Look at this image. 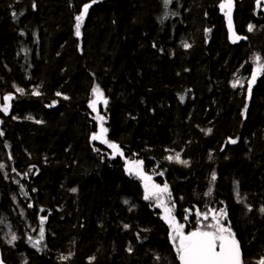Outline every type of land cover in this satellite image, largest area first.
<instances>
[{
  "label": "trees",
  "instance_id": "obj_1",
  "mask_svg": "<svg viewBox=\"0 0 264 264\" xmlns=\"http://www.w3.org/2000/svg\"><path fill=\"white\" fill-rule=\"evenodd\" d=\"M222 2L98 0L77 37L91 0H0V106L13 97L0 111L3 261L179 264L164 207L126 171L136 161L151 184L167 183L161 197L185 230L199 226L197 211L226 209L246 264L264 257V74L247 92L254 56L264 62V6L233 0V29L246 37L233 43ZM97 85L122 156L91 140ZM176 153L188 164L167 159Z\"/></svg>",
  "mask_w": 264,
  "mask_h": 264
},
{
  "label": "snow or ice",
  "instance_id": "obj_2",
  "mask_svg": "<svg viewBox=\"0 0 264 264\" xmlns=\"http://www.w3.org/2000/svg\"><path fill=\"white\" fill-rule=\"evenodd\" d=\"M97 2L98 0H91V3H86L83 6L80 14L75 17V35L77 37L81 36V27L83 25L85 17L88 15L89 8H91L92 5ZM171 2L172 0H163L165 7H167ZM255 4L259 9L264 6V0H255ZM33 7H35V4H33ZM232 8L233 0H224V2L220 4L221 11H223L225 16L227 17L230 38L232 39V42L235 43L241 39H246V37L237 35L233 29ZM15 15L16 13L14 12L13 16ZM254 27L255 26L253 24H249L248 31L252 32L254 30ZM207 31L210 32L211 29H208ZM153 46L155 47V45ZM183 46L185 48L191 47V45L188 43H184ZM254 62L256 67L252 72L251 79L247 82V92L249 97H251L252 86L256 82L258 76L264 74V62H262V57L259 54H256L254 56ZM238 85L243 86L239 79H237L233 83V87H236ZM16 91L23 93L24 90L17 88ZM92 93L94 99L90 102L89 107L93 110V112H97V116L95 117V119H98L100 121V125L99 132L93 133V135L91 136V140L100 141L101 143L107 144V146L113 150V154L122 156L123 153L120 150L119 145L110 142L106 138L108 129L104 127V117L100 116L97 111V105L99 103L102 102L105 106L108 103L107 99L104 97V92L101 90L100 86L97 85L92 89ZM33 94L40 95L38 91H35ZM56 95L60 96L61 93L57 92ZM3 99L5 102L2 106H0V111L7 114L11 106L8 102L11 101L13 97L11 94H9ZM64 99H68V97L65 96ZM180 99L181 101H183L184 97H181ZM246 111L247 108H245V112ZM28 118L31 119V117ZM37 122L39 123V121ZM207 131L211 132V129H208ZM2 135L3 133L0 132V136ZM229 142L232 144H236L237 140L230 138ZM167 159L169 161L175 160L176 162L185 165L188 164V161L181 160L180 153H176L175 156L169 155ZM142 164L143 161L130 162L128 163L126 171H128L130 175H135L144 181L145 200H149L155 197L157 200V206L164 207L165 215L163 219L168 223L171 229L170 240L175 248L179 264H246L243 257L241 244L237 240L236 234L232 231L230 223H225V221H227L226 209L222 208L218 211L215 209H209V211L203 213L197 211V217H202V220H198L199 226L196 227L195 230L185 232V225L177 222L175 216L172 215V208L165 206L164 200L161 197V194L168 192L167 183H165L163 187H160V185L157 184H151V177L144 174L142 170ZM4 167L5 166L3 164H0V169H3ZM13 171H15V169H13ZM215 180L216 173L213 172L211 175V181L215 182ZM21 191H23V188H21ZM72 191L75 192L76 189L74 188L72 189ZM211 192L212 189L210 188L208 193H206L205 195H211ZM24 195H27V193L25 192ZM236 195L238 202H242L239 196L238 182ZM125 203H127V201H125ZM174 206L175 205L173 204V207ZM248 210L251 211V208L249 207ZM260 212L264 214V207L260 209ZM209 217H211V223L204 224L203 221H208ZM45 219L46 218L42 217L40 220L41 226L39 229V239L35 241L33 245L34 247L39 246L41 241L44 239L43 224L45 222ZM185 219H187V217H185ZM124 227L128 228V225H124ZM16 239V235L13 234L11 236V239L9 240V243H12ZM128 251L132 252V248L129 247ZM62 259H68V257H62ZM92 259L94 260L95 258L93 257ZM257 264H264V257H261L258 260Z\"/></svg>",
  "mask_w": 264,
  "mask_h": 264
},
{
  "label": "bare ground",
  "instance_id": "obj_3",
  "mask_svg": "<svg viewBox=\"0 0 264 264\" xmlns=\"http://www.w3.org/2000/svg\"><path fill=\"white\" fill-rule=\"evenodd\" d=\"M233 8H234V6H233ZM224 13V12H223ZM254 85H255V83H254ZM253 90H254V88H253ZM252 90V91H253ZM94 99V96H92V99H90L91 101ZM91 101H89V104H90V102ZM88 104V105H89ZM90 108V107H89ZM91 109V108H90ZM98 109V108H97ZM93 111V110H92ZM129 174V173H128ZM130 175V174H129ZM185 232H189V231H187V230H185ZM9 234L10 235H12L10 232H9ZM2 244V248L3 249H1V247H0V251H1V254H2V256H4V254H3V250H5V249H7L8 247H9V245H7V244H5V243H1ZM37 248H39V246H36V247H34V246H30V249H37ZM5 262V261H4ZM5 264H7L6 262H5Z\"/></svg>",
  "mask_w": 264,
  "mask_h": 264
},
{
  "label": "rangeland",
  "instance_id": "obj_4",
  "mask_svg": "<svg viewBox=\"0 0 264 264\" xmlns=\"http://www.w3.org/2000/svg\"><path fill=\"white\" fill-rule=\"evenodd\" d=\"M232 11H233V8H232ZM101 107H104V104L102 102L97 105V108H98L97 111H98V113H100V108ZM94 114L97 116V112H94Z\"/></svg>",
  "mask_w": 264,
  "mask_h": 264
},
{
  "label": "water",
  "instance_id": "obj_5",
  "mask_svg": "<svg viewBox=\"0 0 264 264\" xmlns=\"http://www.w3.org/2000/svg\"><path fill=\"white\" fill-rule=\"evenodd\" d=\"M254 88V84L252 86V90ZM0 264H5L4 261H3V258H2V254H1V251H0Z\"/></svg>",
  "mask_w": 264,
  "mask_h": 264
}]
</instances>
